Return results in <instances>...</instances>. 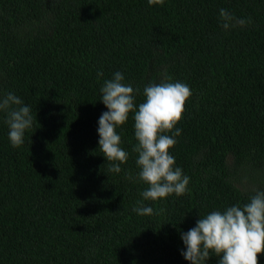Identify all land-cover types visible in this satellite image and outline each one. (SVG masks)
I'll return each instance as SVG.
<instances>
[{"label": "trees", "instance_id": "obj_1", "mask_svg": "<svg viewBox=\"0 0 264 264\" xmlns=\"http://www.w3.org/2000/svg\"><path fill=\"white\" fill-rule=\"evenodd\" d=\"M220 9L246 23L224 29ZM116 72L137 109L149 83L189 86L170 149L183 196L143 200L134 113L116 129L128 160L109 171L97 129ZM9 92L33 124L13 148L0 112V264H190L181 233L264 190V0H0Z\"/></svg>", "mask_w": 264, "mask_h": 264}, {"label": "clouds", "instance_id": "obj_2", "mask_svg": "<svg viewBox=\"0 0 264 264\" xmlns=\"http://www.w3.org/2000/svg\"><path fill=\"white\" fill-rule=\"evenodd\" d=\"M164 2L148 0L149 6H163ZM219 16L224 29H228L230 24L235 27L246 23L226 9H220ZM123 81V73L116 72L100 88V101L107 111L98 120V149L110 164L109 171L119 173L121 164L128 160V153L121 148V137L116 129L127 122L130 113H134L137 143L133 151L138 154L137 179L147 185L141 193L143 200L157 201L173 194L183 196L188 190L189 177L180 167H174L175 158L170 149L177 143L176 137L181 135L182 130L176 125L182 119L191 96L189 86L179 81L172 82L169 78L158 84L149 83L143 89L145 99L137 109L135 94L139 89ZM0 112L6 113L11 146L20 147L25 131L33 124L30 107L9 92L0 96ZM133 211L139 215L153 214V209L147 206L136 207ZM181 239L186 248L181 255L190 264H206L211 254L219 258L218 264H259L258 257L264 254V190H256L243 205L238 203L223 211L199 216L194 227L181 233Z\"/></svg>", "mask_w": 264, "mask_h": 264}]
</instances>
